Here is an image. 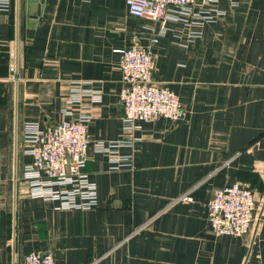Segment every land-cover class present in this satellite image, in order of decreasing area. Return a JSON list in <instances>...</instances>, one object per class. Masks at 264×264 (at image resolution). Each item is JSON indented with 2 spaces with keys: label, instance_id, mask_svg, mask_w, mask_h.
I'll use <instances>...</instances> for the list:
<instances>
[{
  "label": "crops",
  "instance_id": "1",
  "mask_svg": "<svg viewBox=\"0 0 264 264\" xmlns=\"http://www.w3.org/2000/svg\"><path fill=\"white\" fill-rule=\"evenodd\" d=\"M213 8L191 26L198 35L173 19L158 35V21L129 14L125 0L0 5V264H19L28 250L50 252L54 264H264V0ZM132 42L149 44L151 80L183 113L140 121L128 142L116 49ZM76 86L99 97L68 101ZM80 114L95 203L60 208L19 193L26 125ZM114 139L109 149L128 161L96 146ZM231 182L252 190L253 220L240 235L215 234L205 203Z\"/></svg>",
  "mask_w": 264,
  "mask_h": 264
},
{
  "label": "built area",
  "instance_id": "2",
  "mask_svg": "<svg viewBox=\"0 0 264 264\" xmlns=\"http://www.w3.org/2000/svg\"><path fill=\"white\" fill-rule=\"evenodd\" d=\"M215 1L125 0V3L129 14L158 21V35L164 33L168 19L180 20L188 34L198 35L191 26L213 18ZM7 4L8 0H0V5ZM156 41L157 36L150 37V43ZM148 46L132 42L116 49L121 73L118 98L123 108L122 140L128 142L135 138L133 132L139 128L140 121L156 117L173 121L183 113L177 95L166 85L151 80L152 54ZM12 69L10 65L9 70ZM82 93H88L92 99L99 97L98 89L76 86L68 101H78ZM86 122L87 116L80 114L41 127L26 125L23 142L30 161L23 170L19 193L57 201L56 206L60 208H87L95 203V186L82 170L87 156ZM117 141L111 140L108 146L98 142L96 146L118 162L128 161L130 155H117L109 149ZM187 197L186 193L180 196ZM205 204L206 220L215 234L240 235L253 220V192L238 182L213 188ZM19 264H54V259L50 252L28 250Z\"/></svg>",
  "mask_w": 264,
  "mask_h": 264
}]
</instances>
